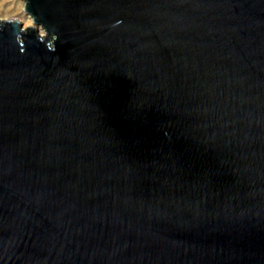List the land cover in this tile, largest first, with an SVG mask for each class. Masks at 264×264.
Masks as SVG:
<instances>
[{
	"label": "water",
	"instance_id": "95a60500",
	"mask_svg": "<svg viewBox=\"0 0 264 264\" xmlns=\"http://www.w3.org/2000/svg\"><path fill=\"white\" fill-rule=\"evenodd\" d=\"M24 1L0 264H264V0Z\"/></svg>",
	"mask_w": 264,
	"mask_h": 264
},
{
	"label": "rangeland",
	"instance_id": "374dc122",
	"mask_svg": "<svg viewBox=\"0 0 264 264\" xmlns=\"http://www.w3.org/2000/svg\"><path fill=\"white\" fill-rule=\"evenodd\" d=\"M22 0H0V18H17L21 21V23L27 21L29 18L23 12ZM41 28V27H40ZM42 30V31H41ZM39 33H45V31L41 28L38 29Z\"/></svg>",
	"mask_w": 264,
	"mask_h": 264
},
{
	"label": "bare ground",
	"instance_id": "6f19581e",
	"mask_svg": "<svg viewBox=\"0 0 264 264\" xmlns=\"http://www.w3.org/2000/svg\"><path fill=\"white\" fill-rule=\"evenodd\" d=\"M23 1V4H22V7H23V12L27 15V17L29 18L27 21H25L24 23L22 22L21 23V21L20 20H18L17 18H14L13 17V19H15V20H18L19 21V24H20V28L21 29H24V28H26V26H28V25H30V26H33L35 29H36V31L38 32V29H43L44 31H45V33L44 34H46V32H47V30H46V28H45V26H43L42 25V23L41 22H36V21H34V19H33V16L31 15V13L30 12H28L27 10H26V8H25V1L24 0H22ZM12 18V17H11ZM5 19V18H4ZM1 20H3V18L1 19L0 18V21ZM41 27V28H40ZM42 31V30H41ZM39 33V32H38ZM39 34H41V33H39ZM42 35H43V33H42Z\"/></svg>",
	"mask_w": 264,
	"mask_h": 264
}]
</instances>
